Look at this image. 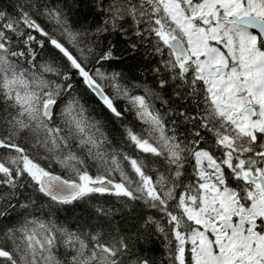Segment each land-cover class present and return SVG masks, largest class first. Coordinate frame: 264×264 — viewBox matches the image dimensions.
Returning a JSON list of instances; mask_svg holds the SVG:
<instances>
[{"label":"snow or ice","instance_id":"obj_1","mask_svg":"<svg viewBox=\"0 0 264 264\" xmlns=\"http://www.w3.org/2000/svg\"><path fill=\"white\" fill-rule=\"evenodd\" d=\"M0 264H264V0H0Z\"/></svg>","mask_w":264,"mask_h":264}]
</instances>
